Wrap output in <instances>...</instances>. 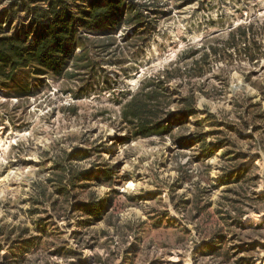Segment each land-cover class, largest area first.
I'll return each instance as SVG.
<instances>
[{
    "label": "rangeland",
    "instance_id": "rangeland-1",
    "mask_svg": "<svg viewBox=\"0 0 264 264\" xmlns=\"http://www.w3.org/2000/svg\"><path fill=\"white\" fill-rule=\"evenodd\" d=\"M127 1L153 11L113 40L76 18L65 46L87 54L57 71L0 57V264H264V0ZM48 5L0 0V36L31 42ZM243 23L253 60L237 44L192 71ZM168 67L196 115L172 102L166 131L122 139L121 105Z\"/></svg>",
    "mask_w": 264,
    "mask_h": 264
},
{
    "label": "trees",
    "instance_id": "trees-1",
    "mask_svg": "<svg viewBox=\"0 0 264 264\" xmlns=\"http://www.w3.org/2000/svg\"><path fill=\"white\" fill-rule=\"evenodd\" d=\"M48 1V9H34L32 21L45 17L49 22L42 24V29L35 34L31 42L27 41V37L0 36V57L8 64L14 66L20 62L30 63L36 68L35 65H41L57 71L56 68L64 65L71 56L81 58L87 54L86 49L74 53L72 47L65 46V44L71 46L73 43V26L76 18L81 26L90 27L107 20L109 29L104 30L102 34L113 40L115 33L122 26L138 23L141 8H145L149 13L153 11L151 8L154 4L127 0H108L101 3L92 0L88 6L80 5L76 12H71L66 0ZM252 28L251 23L239 24L229 30L224 42L218 44L214 41L207 44L203 47L200 58L192 59V71H202L203 63L211 56L227 59L230 56L229 48H235L237 44H243L241 49L248 59L253 60L256 41ZM131 36L126 34V37ZM234 50L240 49L236 47ZM179 71L180 68L168 67L155 75L147 76L141 80L137 89L130 93L121 105L120 118L125 123L126 132L122 139L129 141L132 138L149 137L166 131V126L174 114L167 108L172 102L185 104L181 112L184 118L196 115V110L191 108L194 101L192 95L179 97L181 92L176 87L175 91L168 87L171 79L181 75ZM174 94H177L175 98Z\"/></svg>",
    "mask_w": 264,
    "mask_h": 264
}]
</instances>
